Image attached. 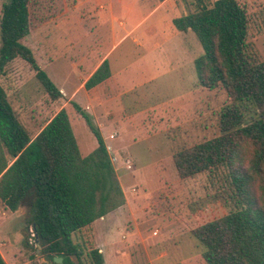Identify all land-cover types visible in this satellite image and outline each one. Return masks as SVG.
Returning <instances> with one entry per match:
<instances>
[{
    "label": "trees",
    "instance_id": "16d2710c",
    "mask_svg": "<svg viewBox=\"0 0 264 264\" xmlns=\"http://www.w3.org/2000/svg\"><path fill=\"white\" fill-rule=\"evenodd\" d=\"M197 1L194 10L172 25L176 32L195 34L203 49L194 61L199 84L209 91L223 89L230 105L219 114L220 135L176 150L173 162L181 180L226 171L241 205L192 231L206 249L205 263L264 264V59L249 43V16L238 0ZM67 12L66 0H9L0 20V79L21 59L52 101L63 98L24 40ZM110 76L106 62L86 89ZM74 106L98 142L88 157L81 155L66 109L33 137L0 84V201L13 213L23 206L29 209L28 227H33L35 243L49 264H57L54 258H63L62 264H84L73 236L126 204L99 128ZM87 257L92 264H104L99 249ZM0 264H7L1 253Z\"/></svg>",
    "mask_w": 264,
    "mask_h": 264
},
{
    "label": "rangeland",
    "instance_id": "374dc122",
    "mask_svg": "<svg viewBox=\"0 0 264 264\" xmlns=\"http://www.w3.org/2000/svg\"><path fill=\"white\" fill-rule=\"evenodd\" d=\"M121 1L129 6H145L147 11L158 3L156 0H114V11L120 16L124 11L120 6ZM77 2L66 0L68 12L65 16L24 40V44L34 52L42 70L60 90L63 84H60L59 70L61 74L71 75L73 85V79H76L69 57L79 50L80 45L70 50L66 60H60L63 53L58 55V41H65L63 38L82 40V37H76L78 32L68 31L74 11L79 15V10L74 8ZM238 2L249 16V43L264 59V0ZM8 3L9 0H0V20L3 6ZM197 3V0H174L166 10L175 11L177 6L178 11H192ZM92 4L100 5L97 0ZM156 19L153 18L145 26L151 31L147 32V44L142 49L144 54H149V58L157 54H161V57L162 54L170 55L168 66L162 64V72L165 73L169 70L167 67L180 63L179 54L183 47L180 38L171 37L167 43L164 41L174 27L155 28ZM64 24H67L65 28ZM100 33V38L105 37V27ZM193 35L185 46L195 49L198 44L203 53L200 42ZM137 52L131 42H126L113 57L116 60L122 57L127 59V54L129 62H134L139 57ZM191 67L183 76V85L179 81L181 75L161 77L153 84L148 83L145 91L141 88L137 93L141 95L138 104L133 106L135 97L132 96V101L126 102L129 107L125 104V108L114 110L116 124L104 121L101 124L126 204L128 200L131 206L120 214H115V211L73 236L83 251L84 264H92L87 255L93 249H99L104 264H206L203 260L206 249L194 238L192 231L241 208L234 189L226 181L224 170L204 173L195 179L181 180L178 177L173 162L174 152L219 136V114L230 105V99L223 89H203ZM149 71L145 74H152L154 67ZM173 80L177 81L176 84L172 83ZM0 84L33 137L56 114L66 109L81 155L88 157L97 148L96 138L74 106L76 103L91 114L85 108V96L80 94L76 98V94L80 93L79 87L73 90L70 86L71 92L66 93L67 97L62 92L63 98L52 101L36 78V73L21 59L11 63ZM92 121L99 128L94 118ZM28 217L29 209L26 206L13 213L0 201V253L7 264L50 263L44 260L41 253L38 254L40 248L35 243L33 227H28ZM74 261L78 263V259Z\"/></svg>",
    "mask_w": 264,
    "mask_h": 264
},
{
    "label": "crops",
    "instance_id": "0c3cea01",
    "mask_svg": "<svg viewBox=\"0 0 264 264\" xmlns=\"http://www.w3.org/2000/svg\"><path fill=\"white\" fill-rule=\"evenodd\" d=\"M94 1L96 0H78L74 8L75 10H79V15H76V11H74V15L70 18L73 21L70 26L71 29H68V31H73L75 34L78 32L76 37H82L81 42L79 40L80 38H74L73 40L63 38L65 41L60 43L58 41V55L63 53L59 57L60 60H66L70 50L72 51L73 48L80 45L79 50L72 57H69L76 74V79H73L74 85L72 84L70 74H61V70H59L58 76L60 84H63L60 91L63 92L65 97H67L66 93L71 92V87L74 88L73 90L79 87L78 91L80 93L76 94L78 95L76 98L80 94L85 96V99H87L86 104H84L85 108L90 110L88 112L91 113L88 115L91 120L94 118L95 122L99 125V130L106 142L101 124L103 121L116 124V113L114 110L125 108V104L132 101V96L135 97L132 101L133 106L138 104L139 100H141V95H137V93L140 92L141 88L144 90L148 83L149 85L153 84L161 77L181 75L179 81L183 85L185 82L183 76L189 71L188 67L192 66L191 71H194V61L203 53L198 44L195 49L194 47L192 49L185 46L190 36L194 34L192 31L185 33L176 32L173 28L172 30L174 31L171 30L164 38V41L167 43L171 37L180 38L179 42H181L183 47L179 54L180 63L171 68L167 67V70H169L163 73L162 64L168 66L167 60H169L170 55L162 54L161 57V54H157L149 58V54L146 55L143 53L142 46L147 44L148 33L151 31V28L146 29L145 26L150 20L157 18L154 21L156 24L155 28L162 30L164 26H173L172 22L175 18L188 13V11H178L179 8L177 6L175 7V11L173 9L167 11L166 8L174 0H166L164 2L156 0L158 2L155 3L156 7L148 8V11L145 6H139L137 4L135 6H129L126 2L122 4L121 1L120 6H123L122 9L124 10L121 11V16L114 11V0H97L98 4H100L98 7L97 5L93 6L92 3ZM90 5H92L91 8L89 7ZM86 22H88L87 26L85 25ZM66 25L64 24V28ZM104 27L105 37L100 38L99 35L102 34L100 31ZM126 42H131L134 45V49L139 51L137 52L139 57L137 59L135 58L136 60L134 62H129V56L127 54V59L122 57L116 60L113 57ZM195 53L197 54L196 56ZM106 62H108L111 70L110 78L102 84L87 90L86 83ZM152 67H154L152 74L146 75L145 73L150 72L149 69ZM173 82L176 84L177 81L173 80ZM143 96L145 97V94ZM128 206L131 205L127 200V204L118 209L115 214L124 212ZM102 219L104 220L105 218Z\"/></svg>",
    "mask_w": 264,
    "mask_h": 264
},
{
    "label": "water",
    "instance_id": "95a60500",
    "mask_svg": "<svg viewBox=\"0 0 264 264\" xmlns=\"http://www.w3.org/2000/svg\"><path fill=\"white\" fill-rule=\"evenodd\" d=\"M39 253H41L40 250H38V254H39ZM73 259H77V258L74 256ZM44 260L47 261V262H49V261H50V258H48V257H44ZM63 261H64L63 258H54V262L57 263V264H62Z\"/></svg>",
    "mask_w": 264,
    "mask_h": 264
},
{
    "label": "built area",
    "instance_id": "2783aa9c",
    "mask_svg": "<svg viewBox=\"0 0 264 264\" xmlns=\"http://www.w3.org/2000/svg\"><path fill=\"white\" fill-rule=\"evenodd\" d=\"M34 237H35V234H34Z\"/></svg>",
    "mask_w": 264,
    "mask_h": 264
}]
</instances>
